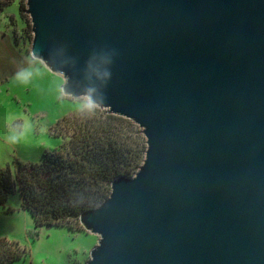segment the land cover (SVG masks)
Instances as JSON below:
<instances>
[{"label":"water","instance_id":"obj_1","mask_svg":"<svg viewBox=\"0 0 264 264\" xmlns=\"http://www.w3.org/2000/svg\"><path fill=\"white\" fill-rule=\"evenodd\" d=\"M1 1V0H0ZM30 54L126 117L142 163L81 211L85 264H264V0H26Z\"/></svg>","mask_w":264,"mask_h":264},{"label":"rangeland","instance_id":"obj_2","mask_svg":"<svg viewBox=\"0 0 264 264\" xmlns=\"http://www.w3.org/2000/svg\"><path fill=\"white\" fill-rule=\"evenodd\" d=\"M1 1L6 9L0 12V168L8 166L13 172L18 161L37 162L44 151H56L62 143V137L54 131L57 122L79 112L89 101L64 94L62 74L52 72L31 56L26 0ZM20 2L24 6L22 15ZM26 129H30L33 139L43 135L57 143L49 148L26 144ZM8 208L14 211L8 213ZM0 235L26 248L25 256L11 264H85L98 239L84 229L35 226L31 212L22 206L18 189L8 196L4 206L0 205Z\"/></svg>","mask_w":264,"mask_h":264},{"label":"trees","instance_id":"obj_3","mask_svg":"<svg viewBox=\"0 0 264 264\" xmlns=\"http://www.w3.org/2000/svg\"><path fill=\"white\" fill-rule=\"evenodd\" d=\"M4 6L0 1V12ZM18 7L22 15V2ZM54 131L62 137L56 151H44L37 162L18 161L13 172L8 166L0 168V205L18 189L35 226L82 230L81 211L97 207L109 195L114 178L131 176L138 169L145 154V138L130 119L91 103L64 116ZM13 211L8 208L6 212ZM25 249L0 235V264L25 256Z\"/></svg>","mask_w":264,"mask_h":264},{"label":"clouds","instance_id":"obj_4","mask_svg":"<svg viewBox=\"0 0 264 264\" xmlns=\"http://www.w3.org/2000/svg\"><path fill=\"white\" fill-rule=\"evenodd\" d=\"M92 105H89V107H91ZM23 141L24 143L28 144V143H35L37 145L42 144L45 148H49L54 146L53 142L51 140H49L46 136H41L39 138L33 139V137L31 136V131L30 129H26V133L25 136L23 137Z\"/></svg>","mask_w":264,"mask_h":264},{"label":"snow or ice","instance_id":"obj_5","mask_svg":"<svg viewBox=\"0 0 264 264\" xmlns=\"http://www.w3.org/2000/svg\"><path fill=\"white\" fill-rule=\"evenodd\" d=\"M53 142V145L55 146V144L57 143V142H55V141H52Z\"/></svg>","mask_w":264,"mask_h":264}]
</instances>
